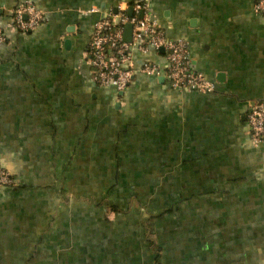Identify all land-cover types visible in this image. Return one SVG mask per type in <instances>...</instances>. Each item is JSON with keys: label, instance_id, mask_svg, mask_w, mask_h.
Instances as JSON below:
<instances>
[{"label": "crops", "instance_id": "crops-1", "mask_svg": "<svg viewBox=\"0 0 264 264\" xmlns=\"http://www.w3.org/2000/svg\"><path fill=\"white\" fill-rule=\"evenodd\" d=\"M25 2L45 18L0 46V167L15 179L0 188V264H264V136L254 144L245 119L264 100L254 0H149L214 82L204 93L140 73L122 91L95 82L94 22L131 0H0V23ZM132 56L165 65L163 50ZM136 189L149 227L124 211ZM147 228L166 235L158 259Z\"/></svg>", "mask_w": 264, "mask_h": 264}, {"label": "built area", "instance_id": "built-area-1", "mask_svg": "<svg viewBox=\"0 0 264 264\" xmlns=\"http://www.w3.org/2000/svg\"><path fill=\"white\" fill-rule=\"evenodd\" d=\"M127 6L131 7V14H128L125 6H118L115 12L109 11L106 16L94 22L88 53L93 79L97 84L122 91L130 84L133 75L140 73L162 76L171 87L177 89L203 93L214 91V82L202 73L191 70L186 42L165 35L150 11L149 0H131L126 3ZM253 9L264 13V0H254ZM97 12L99 9L96 6L82 11L83 14ZM44 18V12L31 2L16 5L9 12L5 25L0 23V46L6 40V29L33 30ZM128 23L132 26L131 39L125 41L123 31ZM152 49H163V68L150 59H143L139 66L134 65L132 54L135 50L146 54ZM245 119L252 142L258 144L264 136V100L249 103ZM13 185L15 179L10 172L0 167V188Z\"/></svg>", "mask_w": 264, "mask_h": 264}, {"label": "rangeland", "instance_id": "rangeland-1", "mask_svg": "<svg viewBox=\"0 0 264 264\" xmlns=\"http://www.w3.org/2000/svg\"><path fill=\"white\" fill-rule=\"evenodd\" d=\"M93 189H94L93 187H79V186L72 188L74 194L77 197H81L82 196L84 198L82 200L83 202L84 201L91 202V198L90 197H87V198H85V197L87 196V193L88 192L92 193L93 192ZM130 196L132 197V200L133 199H135V200H133L132 203H130L129 205H128V202H125L124 203V206H126V208L124 207V211L131 212L130 210H132V209H135L136 210L137 209L138 210L137 212L140 213V215H141L140 217L137 218V223L139 224V226L141 225V228H144V226L147 225V224H148V227H149V224H150L149 223V220H150V218L148 217V214H149V210L148 209H149L150 202L149 201H140L138 199L139 191L137 189L134 190L133 192H130ZM134 202H136V203H134ZM134 206H135V208H134ZM124 216L126 218L125 220H127V226L130 227L133 230L134 229L133 228V225L134 224L132 225V223H133V221H135V219H133L132 217H130L129 214L123 215V216L122 215L119 216V218H118V224H121ZM156 231L157 232H161V233L164 231L162 224H158V226L156 227ZM143 238H144L143 239L144 240L143 242L146 243V244H148L151 247V250H153V252H155L154 245L157 242L160 243V244H162V245H164L165 242H166V235L165 234H161V235H157L155 233H152L151 234L148 231H147V233L145 234V236Z\"/></svg>", "mask_w": 264, "mask_h": 264}, {"label": "water", "instance_id": "water-1", "mask_svg": "<svg viewBox=\"0 0 264 264\" xmlns=\"http://www.w3.org/2000/svg\"><path fill=\"white\" fill-rule=\"evenodd\" d=\"M113 11L115 12L116 9H114ZM127 12H128V14H131V7L127 8ZM131 29H132V26L129 23L124 26L123 39L125 41H130V39H131ZM160 50H163V49H160ZM160 77H162V76H160Z\"/></svg>", "mask_w": 264, "mask_h": 264}, {"label": "trees", "instance_id": "trees-1", "mask_svg": "<svg viewBox=\"0 0 264 264\" xmlns=\"http://www.w3.org/2000/svg\"><path fill=\"white\" fill-rule=\"evenodd\" d=\"M111 211H118V208L116 206H112L110 207ZM147 231H148V228H147ZM150 239V238H149ZM154 248H155V253H156V259H158L160 257V248H161V245L160 243H156L154 245Z\"/></svg>", "mask_w": 264, "mask_h": 264}]
</instances>
